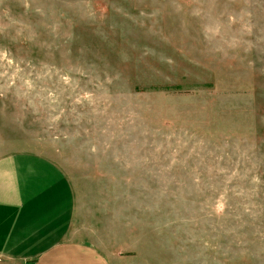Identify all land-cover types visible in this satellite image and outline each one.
<instances>
[{
    "label": "rangeland",
    "instance_id": "374dc122",
    "mask_svg": "<svg viewBox=\"0 0 264 264\" xmlns=\"http://www.w3.org/2000/svg\"><path fill=\"white\" fill-rule=\"evenodd\" d=\"M16 152L110 264H264V0H0Z\"/></svg>",
    "mask_w": 264,
    "mask_h": 264
},
{
    "label": "crops",
    "instance_id": "0c3cea01",
    "mask_svg": "<svg viewBox=\"0 0 264 264\" xmlns=\"http://www.w3.org/2000/svg\"><path fill=\"white\" fill-rule=\"evenodd\" d=\"M74 192L50 159L0 154V264H110L72 234Z\"/></svg>",
    "mask_w": 264,
    "mask_h": 264
}]
</instances>
